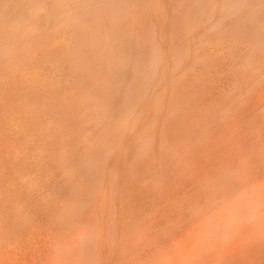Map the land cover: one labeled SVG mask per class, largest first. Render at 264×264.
Masks as SVG:
<instances>
[{
  "label": "rangeland",
  "instance_id": "1",
  "mask_svg": "<svg viewBox=\"0 0 264 264\" xmlns=\"http://www.w3.org/2000/svg\"><path fill=\"white\" fill-rule=\"evenodd\" d=\"M143 1L137 17L126 15L116 30L120 34L136 27V20L144 24L143 30L137 26L146 39L145 80L139 79L143 101L126 117L124 88L113 96L109 111L115 122L110 120L109 132L101 133L109 151H101L95 160L103 166L104 187L97 201L84 207L85 227L91 231L93 221L106 218L102 257L116 254L115 264H183L186 257L185 264H232L237 251L250 246L254 227L255 233L256 227H264V0H250L249 9L229 18L219 4L218 29L211 27L208 14L200 20L194 0ZM83 21L73 27L63 24L54 34V49L48 44L39 52L45 58L55 52L59 66L39 60L27 74L30 84L0 87V264H51L61 249L75 252V233L64 230L63 215L74 214L76 207L62 190L69 172L61 169L60 159L74 150L78 165L90 136L101 130L86 103L88 93L102 94L103 84L96 78L112 85L105 60L94 61L87 74L92 48L90 40L86 46L81 42L90 28L88 18ZM160 36L165 63L153 71V46ZM191 47L194 53L179 63L177 56ZM132 78L126 77L123 85ZM75 132L79 140L72 142ZM67 138L72 147H65ZM77 181L86 196L91 181ZM81 230L79 226L76 232ZM117 237L119 242L129 240V247L116 248ZM241 237L246 240L240 242ZM237 242L246 245L241 248ZM96 252L90 247L84 262ZM253 254L257 264H264L262 251ZM237 256L236 263L242 264L244 257ZM211 257L219 260L208 263Z\"/></svg>",
  "mask_w": 264,
  "mask_h": 264
},
{
  "label": "bare ground",
  "instance_id": "2",
  "mask_svg": "<svg viewBox=\"0 0 264 264\" xmlns=\"http://www.w3.org/2000/svg\"><path fill=\"white\" fill-rule=\"evenodd\" d=\"M194 1H195L194 5H196L197 7L200 8V14H201L200 20L201 21L204 20V19H202L204 17L202 15L208 14L207 20L212 22L211 27L213 29H218L222 25L221 21H219V20L217 21V13H218V11H220V9L218 8V7H220L219 4L223 6L222 9L224 10V15L226 18L231 17L232 14H242L245 10L249 9L252 6V1H250V0H194ZM143 3H144L143 0H0V87L1 88H3L1 85H3L4 87H9L10 84H17V81L24 83V84H26V83L30 84L31 83L30 77H27V74H28V72L30 73L33 71V70H31V68L35 64L39 63V60H41V61L43 60L47 64L48 63L53 64V62L54 63L57 62L58 66H59L60 65L59 64L60 59L58 58V56L55 52L50 53L51 56L49 58L42 57V55H40L39 52H41V50L43 48H45L48 44L50 46H52V49H54L53 48L54 41H55L54 34L58 30L63 28L62 27L63 24L65 26H68V27H73L74 23H77L78 25H80L81 22L83 24L84 17L88 18V23H89L90 28L86 29V31H89L88 32L89 34H86V36L84 37V40L82 39L81 42H82V44H84V46H86L88 41L90 40L89 44L91 45V48H92L91 51L89 50L91 52L90 53L91 54L90 55L91 56L90 62L87 61L88 62L87 66H85L86 63L84 65L85 69L88 71L87 74H89V71L92 68L91 64L94 65V61H96V60H103L104 61L105 60L107 65H108L107 67H109L108 69H110V77L112 78V85L111 86L108 85V81L106 82V80H104V79L99 80V78H96V81H99V83L103 84V87H101V88H103L102 94H99L95 91L89 92L88 93L89 97L86 99V101H87L86 103H89L92 110L94 111L95 116L96 115L98 116V121L96 123H94V124H96L95 128L100 127L101 130H99V133H97L96 135L90 136L89 148L85 151V153L83 155H81L80 162L79 163L77 162L78 165H75L76 163L74 162V157H75L74 150L73 151H71V150L67 151L66 154H63L64 156L62 155L63 157L60 159L61 169L63 171L65 170V172L66 171L69 172L67 179L62 184L63 185L62 190L65 191L66 194L68 193L69 203L74 204L76 207V209L73 208L74 214L71 213L70 211H66V212H64V215H63L64 221L66 224L63 226V228L66 227V228H64V230L67 229L69 231L68 234L70 233V235H73L75 233L74 234L75 235L74 236L75 241L73 243V247L75 248L74 249L75 252H73L69 248L61 249V251L63 250L61 253V256L59 255L60 257H57V261H55V263L52 261L53 264H115V261H117L116 260L117 256L114 252L113 253L115 254V256H113L109 259H105V257H102V255L104 253L103 248H105V246L103 243L104 237H102L103 235L101 233L103 232L104 229L107 228V226H105V223H106L105 219L106 218H104L102 221H100V219H96L95 221H93L92 222V230L90 231L89 229H91V228L89 225H88L89 226L88 228L85 227L86 221H85L84 215H86L88 212L87 213L85 212L87 208L84 210V207L88 203L91 204L94 201H97L96 199L101 194L102 188L104 187L103 181L100 180L102 178V174H103L104 169H103L102 165L95 164L96 163L95 160L97 158H99L101 151H104V152L109 151V148H108L109 146L104 144L103 136L101 135V133H105L109 128V125H110L109 123L113 122L115 119V116L111 113V111H109L110 108L112 107L113 103H114L113 96L116 94V92H118V94H120L121 90L123 91V88H124L125 98L123 100L121 107L124 110L126 117L127 116L131 117V112H132L133 108H135V106H137L140 102L143 101V97L139 91V88L142 87V86L139 87V79L142 77L143 80H145V76H144V74H145L144 67L145 66H144V64L146 62V54L147 53L145 50L146 39L144 37V33L142 31H139L138 27L140 26V28L143 30L142 27L144 26V24L142 25L141 22L136 20L138 23V24L136 23L138 27L133 26L130 29H124V31L120 34L116 31L118 29V27L122 24L126 15L132 17L133 19H135V17H137V15L140 13V9L143 6ZM176 3L178 4V2H176ZM186 3H187V1H186ZM184 4H185V2H184ZM181 5L183 6V4H181ZM191 13H193V12L191 11ZM189 22H192V21L189 20ZM231 25H232V22H230V26ZM159 38H160V40H158L153 46V58H152V64H151L152 66L148 65V68L151 66V68H153L152 69L153 71H157V69H159V67L163 63H165L164 62L165 59L160 56V54H162V52H163L162 51V44L165 41H164L163 36H160ZM107 39H109L108 40L109 44H107ZM132 39H135V41H136L134 43V47H132V44H131ZM236 41H237V39H236ZM258 41L262 42V38L258 39ZM66 44L68 46V57L67 58L71 59L73 52L71 53L72 50L70 47L71 46L70 40H66ZM86 48H88V46ZM193 49L194 48H192V47L188 48L182 55L177 56L180 58L178 60V62L181 63L182 61H184V58L188 54L194 53ZM86 51H87V49H86ZM83 54L84 53H82V55ZM76 55H77V52H76ZM79 56H81V55H79ZM90 56H88V57L90 58ZM73 57H75V56H73ZM81 58H83V57H81ZM85 60L82 59V61H85ZM66 61H68V60H66ZM73 63H75V62H73ZM79 64H81L80 61L77 65L75 63V68ZM70 67L72 69L71 63H70ZM131 74L133 75V78L131 79L130 83L127 86H124L123 83H125L124 82L125 78ZM39 86H41V84ZM45 86H48V83H46ZM7 93H10V92L8 91ZM106 93H107V96H106ZM30 105H32V104L30 103ZM114 105H115V103H114ZM32 108H33V106H32ZM25 109H27L26 111L29 114L31 106L29 107V105H27V107ZM115 111H117V110H115ZM31 113H33V112H31ZM124 119L120 118V121H123ZM110 120H111V122H110ZM123 125H125V122H123ZM13 132H15V131H13ZM107 132H109V130ZM70 133H72V132L70 131ZM77 134L78 133L75 132V134H74L75 138H74V140H72V142H74L76 139L79 140L80 135L76 136ZM70 143H71V140L67 138V140L64 143L65 147H72L70 145ZM16 145H17V143H16ZM51 164H49V165H51ZM83 177L88 178L89 182L91 181V184H92V188H91L92 190H90L86 194V196L83 195L84 192L82 193V188L78 183L80 181H77ZM87 190H89V189H87ZM244 191H245V189H244ZM242 193H243V191H242ZM248 202L249 201H247V203ZM12 204H14V202ZM245 204H246V201H245ZM258 205H260V204H256L254 207H252V210L255 211V208H257ZM246 207L248 208V206H246ZM250 208H249V210H250ZM251 212L253 213V211H251ZM87 217H89V216H87ZM51 218H52V216H51ZM59 218H61V217H59ZM258 218H259V216H258ZM87 219H89V218H87ZM263 219H261L260 221L258 219V221L261 222ZM61 220H62V218L59 219V222ZM56 221H58V220H56ZM232 221H234V220H232ZM228 222L229 221H227L226 223H228ZM137 223L138 222L136 221L135 224L137 225ZM263 223H264V221H263ZM116 224H117V226L116 225L114 226L116 229L113 232L114 235H116V233L119 232V230L117 228L118 227V220H117ZM131 224H132V222H131ZM62 225H63V223H62ZM79 226L82 227V230L79 232H76ZM128 227L129 226H126V228H128ZM137 227L138 226H136V229H137ZM256 228H258V230H256L257 232L255 233V231H254L255 227H254V230H253L254 234H253L250 246L247 247V249L244 250L243 252L241 251L240 253H239V250L237 249L238 250L237 251L238 254H236V255H238L237 257H239V255H240V257H241L240 260H242L243 257H244L243 259H245V261L242 262V264H246L247 260H250L249 264H257L255 254H253V252L255 250L256 251H262L264 254V227L258 226ZM131 229H132V227H131ZM142 231L145 232L144 229H142ZM65 232L67 233V231H65ZM126 232H128V231H126ZM135 232H137V231H135ZM139 232H140V230H139ZM236 232H238V231H236ZM106 233L104 236H107L108 233L107 234ZM209 233L210 232H208V237H209ZM68 234H67V236H68ZM139 235H140V233H139ZM65 236L66 235H64L63 237H65ZM67 236H66V238H67ZM240 236H242V235H240ZM135 237H134V239H135ZM241 238L239 240L240 242L242 240H246V239H243V237H241ZM70 239L72 240V238H70ZM119 239H120V237H119ZM119 239L117 237V241ZM202 239H203V237H202ZM212 240H214V238ZM127 242H125V243L127 244ZM210 242L211 241L209 240V243ZM125 243L119 242L117 245H115V247L116 248H118V247L124 248ZM133 243H134V241H133ZM209 243H206V244H209ZM255 243L259 244V246L258 245L255 246ZM67 244H69V243H67ZM237 244H238V242H237ZM247 244H249V242H247ZM238 245H241V244H238ZM242 245L245 246L246 244L242 243ZM242 245L240 246L241 248H243ZM92 246H94L95 249H97L96 255L95 256L92 255L91 260L88 263H85L84 261H86V262L88 261V259L86 257V252ZM126 246H128V245H125V248H126ZM141 246H143V244ZM198 247H200V245ZM204 247H203V249H204ZM234 248L235 247H233V249ZM181 249L179 248V250L182 252ZM203 249H201V250H203ZM212 249H214V248H212ZM58 250H60V249H58ZM177 251H178V249H177ZM181 252H179V253H181ZM52 253H53V251H52ZM54 253H56V252L54 251ZM74 253L76 255L75 258H74ZM126 253L127 252L125 250V254ZM183 253H185V249H184ZM172 254L173 253H171V255ZM53 255H57V254H53ZM121 255H123V254H121ZM175 255H177V253ZM236 255H234V256H236ZM179 256H183V255H179ZM234 256L232 257L234 259V261H231L232 264H241V263H236L238 258L235 261ZM118 257H120V256H118ZM130 257H132V256H130ZM183 257H185V256H183ZM191 258H193V256ZM206 258H208V257H206ZM128 259H129V257H128ZM187 259H188L187 257H186V259H184V258L181 259L182 263L185 264ZM209 259H210V257H209ZM197 260H199V258ZM217 260H219V258H212L211 257V260H209L210 262H208V260H207V262L213 263ZM173 261H175V260H173ZM194 261H196V259ZM205 261L206 260H204L202 262L200 260L199 261L200 263L198 261H197L198 263H196V262H194V263L195 264H202V263L206 264ZM157 263H159V262H157ZM164 264H166V263H164Z\"/></svg>",
  "mask_w": 264,
  "mask_h": 264
}]
</instances>
